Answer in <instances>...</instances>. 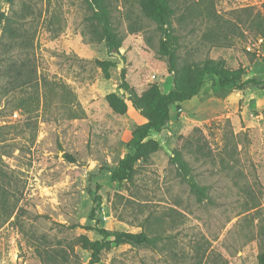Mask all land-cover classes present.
<instances>
[{
    "label": "rangeland",
    "instance_id": "374dc122",
    "mask_svg": "<svg viewBox=\"0 0 264 264\" xmlns=\"http://www.w3.org/2000/svg\"><path fill=\"white\" fill-rule=\"evenodd\" d=\"M113 3L119 53L89 40L85 0H0L7 16L0 22V264H43L37 247L64 250L69 259L60 264H90L83 238L102 239L97 228L109 239L145 232L149 240L112 243L96 264H259L264 89L220 88L207 76L195 96L172 105L165 129L151 131L160 148L135 165L133 180H114L132 151V130L146 118L130 101L125 114L113 112L106 96L125 95L123 71L138 93L152 83L168 91L173 74L158 53L156 23L132 1ZM259 13L264 0H178L172 28L180 64L222 58L230 69L244 67L245 77H264V36L248 21ZM213 27L222 29L219 45L204 37ZM96 60L115 65L105 74ZM11 62L24 66L31 85L18 86ZM175 149L209 186V199L191 193L170 161Z\"/></svg>",
    "mask_w": 264,
    "mask_h": 264
},
{
    "label": "trees",
    "instance_id": "16d2710c",
    "mask_svg": "<svg viewBox=\"0 0 264 264\" xmlns=\"http://www.w3.org/2000/svg\"><path fill=\"white\" fill-rule=\"evenodd\" d=\"M12 1V0H9ZM91 14L87 17L91 25L90 41L106 42L109 52L119 53V49L123 45V38L114 27L112 13L114 9L113 0H85ZM132 1L138 5L142 14L156 23V28L160 31L161 37L159 42L158 53L168 59L169 72L173 74V87L168 91H163L157 83H152L142 93H138L134 87L126 80L124 71L122 72L121 87L128 93V96H120L115 92H111L106 96V101L113 112L117 114H125L128 110V101L146 118V121L137 125L132 130V137L129 141L132 151L122 158L116 169L112 173L114 180L129 179L133 180L135 165L139 161H146L151 154L157 152L160 148L158 140L149 137L151 131L161 132L166 128L171 118V107L175 103L189 100L195 96L204 84L207 76H213L220 88L233 86L235 90L245 88L264 89V77L251 76L245 77L247 71L244 67L230 69L226 66L225 60L222 58L212 59L207 57L192 65H181L178 55V36L172 28V17L176 12V2L178 0H125ZM246 10V9H245ZM249 15L251 12L248 13ZM7 18L4 13L0 15ZM251 28H254L258 35L264 36V15L255 14L248 18ZM218 24V22H217ZM9 33L12 40H15L17 31L8 26L5 29ZM135 31V28H131ZM222 29L213 27L205 32V39L219 45L224 40L221 36ZM87 34L83 33V36ZM224 39H227L224 36ZM105 74L109 73V69L115 65L111 60H96ZM24 66H16L11 62L9 71L12 72L13 79L18 86L31 85L32 79L23 72ZM67 158L74 161L69 154H65ZM171 163L175 164L179 170V175L186 181L190 187V191L199 202L210 198L209 186L202 184L193 172L192 166L185 158L183 152L175 149L171 158ZM97 207L93 210L95 215L100 207L101 197L95 196ZM102 235V239L90 240L83 238L84 244L92 251L90 264H96L101 259L104 249L111 246L112 243L121 244L128 241L131 243H142L149 240L145 232H118L115 233L113 239H109L111 232L105 228H97ZM43 264H60L67 263L69 256L64 250H51L36 248ZM259 264H264V251L259 256Z\"/></svg>",
    "mask_w": 264,
    "mask_h": 264
},
{
    "label": "water",
    "instance_id": "95a60500",
    "mask_svg": "<svg viewBox=\"0 0 264 264\" xmlns=\"http://www.w3.org/2000/svg\"><path fill=\"white\" fill-rule=\"evenodd\" d=\"M118 56H120V55L118 54ZM121 61H122V62H121V64H120V66L123 67V60L121 59ZM125 95L128 96V93L125 92Z\"/></svg>",
    "mask_w": 264,
    "mask_h": 264
},
{
    "label": "built area",
    "instance_id": "2783aa9c",
    "mask_svg": "<svg viewBox=\"0 0 264 264\" xmlns=\"http://www.w3.org/2000/svg\"><path fill=\"white\" fill-rule=\"evenodd\" d=\"M261 41H262V39H261Z\"/></svg>",
    "mask_w": 264,
    "mask_h": 264
}]
</instances>
